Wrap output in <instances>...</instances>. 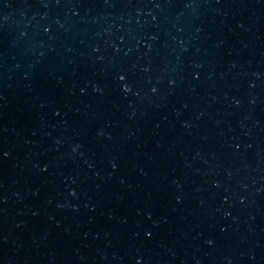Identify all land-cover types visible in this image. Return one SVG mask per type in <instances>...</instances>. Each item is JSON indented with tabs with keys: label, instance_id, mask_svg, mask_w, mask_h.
<instances>
[{
	"label": "water",
	"instance_id": "95a60500",
	"mask_svg": "<svg viewBox=\"0 0 264 264\" xmlns=\"http://www.w3.org/2000/svg\"><path fill=\"white\" fill-rule=\"evenodd\" d=\"M0 264H264V0H0Z\"/></svg>",
	"mask_w": 264,
	"mask_h": 264
}]
</instances>
